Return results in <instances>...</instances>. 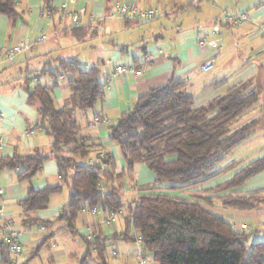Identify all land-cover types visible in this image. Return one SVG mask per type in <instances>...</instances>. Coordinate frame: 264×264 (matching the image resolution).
<instances>
[{"label":"crops","instance_id":"crops-1","mask_svg":"<svg viewBox=\"0 0 264 264\" xmlns=\"http://www.w3.org/2000/svg\"><path fill=\"white\" fill-rule=\"evenodd\" d=\"M69 1L53 0L55 10L48 15L43 0H16L20 15L14 22L0 13V46L25 39L33 40L31 47L14 61H0V76L3 77L0 84L4 85L0 87V111L4 114V119L0 120V134L6 139V145L0 149V157L13 154L15 148L20 154L51 152L52 139L37 124V107L27 102L24 78L31 73L28 75L30 83L52 86L55 79L48 74L38 75L44 66L52 67L56 58H76L87 68L98 65L100 78L106 84L101 102L92 109L77 110L74 115L80 134L95 146L87 158L89 164L100 163L104 153L110 152L115 159V173L126 170L119 146L109 139V126L116 123L121 114L129 111L139 97L152 88L167 84L171 78L185 82L186 91L194 96L196 106L205 105L235 88L245 92L257 90L259 103L250 108L238 124L258 118L259 125L254 133L258 131L264 138V31L259 29L264 24V0H74L70 9L83 8L85 11L78 26L73 24L70 17H62L56 10ZM122 1L136 2L142 8L158 7L164 14L148 22L113 17L111 14ZM227 13H246L248 19L234 26L227 23ZM169 25H175L172 29L176 28L177 31L168 32ZM215 26L220 28L216 35L212 33ZM202 33L207 34L209 39L217 40L220 49L201 48L198 40ZM42 35L47 38L39 40ZM208 59L213 60L214 66L204 72L201 65ZM115 64L140 65L143 74L116 73ZM42 77H49V80L42 82ZM66 78L67 75L58 77V85L53 89L57 106H63L70 95L69 80L66 82ZM252 109L254 111L249 113ZM99 115L106 116L108 121L91 125L90 122ZM237 154L236 160L230 162L240 163L238 168L212 179L205 188L221 183L247 163L263 156L264 144L258 150L246 145ZM108 169L109 166H104L105 171ZM0 172V187L4 190L0 196V208H3L0 223L7 218L20 220L18 224H22L23 247L33 250L49 234L43 249L50 246L49 249L54 251H50V262L53 263L47 264H55L59 255H66V249H87L84 235L88 230L101 231L106 237L114 236L107 241L106 259L110 264H138L141 243L133 238H122L127 230L126 206L121 208L110 226H104L100 217L91 210H83L77 222L76 235L64 228V223L56 221L55 218L69 201L70 178L60 198H56L57 193L51 196L52 207L49 205L46 209L33 211L21 208L19 201L26 197L29 190L61 182L55 158L45 162L37 175L28 180H18L19 169H3ZM155 178L154 172L145 164L137 163L134 172L131 175L125 173L120 183L106 179V188L119 183L121 201L126 205L142 193L139 185L153 183ZM260 188H264V171L231 191L247 193ZM15 202L18 207L13 204ZM222 213L238 231H243V224L249 226L245 230L249 234L246 241L249 250L256 242L264 240V207L232 209ZM25 219L52 220V223L43 227L35 223L24 224ZM133 233L131 230L130 235ZM61 241L64 245L60 244ZM32 251L25 254V264H45L37 261L40 254L37 258H31ZM70 254L74 256L77 253ZM147 255L150 263L156 264L152 255ZM95 261L98 264L97 258Z\"/></svg>","mask_w":264,"mask_h":264},{"label":"trees","instance_id":"trees-1","mask_svg":"<svg viewBox=\"0 0 264 264\" xmlns=\"http://www.w3.org/2000/svg\"><path fill=\"white\" fill-rule=\"evenodd\" d=\"M43 1L53 13V0ZM0 13L14 22L20 15L16 0H0ZM54 61L52 67L44 66L38 75L48 74L55 79L52 86L30 83L31 73L24 78L27 102L37 107V124L51 137V152L20 154L15 148L13 154L0 157V170L19 169V181L36 176L50 158L57 161L61 182L29 190L19 201L24 211L48 208L51 196L59 193L70 178L69 201L55 219L75 235L83 210L97 207L103 212L114 210L119 214L126 206L127 230L122 238L135 239L134 233L138 232L142 250L151 254L156 264H264V240L249 250L246 245L249 234L236 230L224 216L206 206L213 205L212 199L216 198L224 208L264 207V188L247 193L231 191L264 171V155L241 167L230 178L205 188L212 179L240 165L231 163L219 169L226 155L249 138L259 125L258 118L238 124L259 103L257 90L245 92L235 88L205 105L196 106L194 96L186 91L182 80L171 78L167 84L150 89L109 126V139L119 146L126 163V170L115 173V159L110 152L104 153L100 163L87 165L77 161L87 159L95 148L80 134L74 115L77 110L92 109L101 102L106 84L100 78L99 66L87 68L76 58ZM66 75L70 76V95L63 106H57L53 89L58 85L57 78ZM137 163L145 164L156 178L153 183L139 185L142 193L125 205L119 183L125 173L134 172ZM104 166L110 169L105 171ZM106 179L119 183L101 191L99 183ZM199 184L204 186L194 189L201 193L194 194L192 199L170 193L181 188L195 191L192 187ZM226 191L229 192L223 193ZM23 223L46 227L52 220L25 219ZM49 237V234L45 236L32 251L31 258L39 255ZM113 238L101 231L92 239L84 235L87 249L80 264L89 263L92 250L98 264H110L106 259L107 241ZM10 259L8 245L0 241V264H11Z\"/></svg>","mask_w":264,"mask_h":264},{"label":"built area","instance_id":"built-area-1","mask_svg":"<svg viewBox=\"0 0 264 264\" xmlns=\"http://www.w3.org/2000/svg\"><path fill=\"white\" fill-rule=\"evenodd\" d=\"M74 4V0H70L69 2L63 3L57 10V12L62 15V17H70L73 24L78 26L82 23V17L84 14L83 8H75L74 10L70 9V6ZM47 14L50 15L51 12L47 11ZM164 14V11L158 7H149L142 8L136 2L133 1H122L120 2L115 11L111 14L113 17H121V18H129L137 22H148L151 20H155L161 17ZM92 18V15L90 16ZM248 19V15L246 13L239 14H226V21L229 24L234 26L240 25L242 22ZM260 30L264 31V24L260 25ZM220 32L219 26H215L212 30L214 35ZM47 38L46 35H42L39 40H45ZM33 43L31 39H25L18 43H13L7 46H0V61H13L17 56L27 51ZM198 45L201 48H209L215 51L220 49V44L217 40L209 39L208 35L202 33L201 37L198 40ZM115 72L116 73H124L128 72L133 75L140 76L143 74V67H136L135 65H117L115 64ZM214 66V62L212 59H208L202 63L201 69L204 72L210 71ZM4 119L3 112L0 111V120ZM108 121L106 116H96L91 122V125H101ZM6 145L5 137L0 134V149ZM106 180H102L99 183V189L104 191L106 189ZM4 194L3 188L0 187V196ZM91 212L94 215H98L101 219V222L104 226H110L114 223V221L118 217L117 211L110 210L107 212H103L99 210V208L94 207ZM3 216V208H0V217ZM249 226L243 224L241 226V230H248ZM96 232L93 230H88L85 234L87 239H92L95 236ZM22 231L16 225L15 221L12 218L5 219L2 223H0V241H3L8 245L10 253H11V264H25L23 258V243L21 241ZM135 240L139 243L142 242V237L138 233L135 234ZM138 264H151L149 256L140 249L138 254Z\"/></svg>","mask_w":264,"mask_h":264},{"label":"rangeland","instance_id":"rangeland-1","mask_svg":"<svg viewBox=\"0 0 264 264\" xmlns=\"http://www.w3.org/2000/svg\"><path fill=\"white\" fill-rule=\"evenodd\" d=\"M156 23H158V22H156ZM172 27H176L175 25L174 26H172V25H169V31L168 32H176L177 31V29L176 28H174V29H172ZM84 62V61H83ZM83 64H85V63H83ZM1 78H3L2 76H0V79ZM44 79V80H43ZM70 79V76L69 75H67V78H66V82L68 81ZM3 80H5V79H3ZM42 82H44V81H47V80H49V77H42ZM2 86H4V85H1L0 84V87H2ZM254 110L252 109V110H250V112L249 113H251V112H253ZM248 113V114H249ZM264 138L260 135V133L257 131L256 133H254L251 137H249V138H247L242 144H240L238 147H236L231 153H229V154H227L226 155V157H225V160H224V164H222V165H220L219 166V169H223L225 166H227L229 163H232V162H230L231 160H233V159H235L236 160V157H237V153H238V151L242 148V147H244V146H249V148H255L256 150H258L259 149V147L262 145V144H264ZM258 152V151H257ZM250 153H252V152H250ZM245 159V158H244ZM247 159H249V158H247ZM246 159V160H247ZM238 160H241V159H237V161ZM77 161L79 162V163H81V164H87V165H89V163H88V159H84V158H78L77 159ZM234 163V162H233ZM237 163V162H236ZM12 170V169H11ZM2 173H3V171H1ZM0 172V173H1ZM223 175H221V177H222ZM220 177V178H221ZM217 178H219V177H217ZM211 182V181H210ZM210 182H209V184H210ZM66 186V185H65ZM200 186H204V185H196V186H193L192 188L194 189V188H198V187H200ZM195 190V189H194ZM65 191H66V187H64V190H63V192H59V193H57V194H55V195H57L56 196V198H60L61 196L60 195H62L61 193H65ZM200 191V190H199ZM122 192V191H121ZM170 193L171 194H174V195H179V196H183V197H186V198H194V194H198V193H201V192H198V191H193V190H191V188H181V189H178V190H171L170 191ZM207 194V192H203V194ZM126 198H129V197H126ZM213 201H212V203H214V204H217L218 206L217 207H215V205H210V204H206V206H208L209 208H211L215 213H217V214H220V215H222L223 213V211H225V210H232V209H230V208H224L222 205H221V203L216 199V198H213L212 199ZM51 201V200H50ZM15 206H17L18 207V203L17 202H15V203H13ZM49 205H50V203H49ZM53 205L51 204L50 205V207H52ZM49 207V206H48ZM15 221V223H16V225L19 227V229L20 230H23L22 229V224H18L19 223V221H17V220H14ZM35 225H38V224H35ZM20 226H21V228H20ZM36 228H37V226H36ZM45 234V233H44ZM85 234V233H84ZM137 234H138V232H137ZM134 236H135V233H134ZM78 239H80V238H78ZM63 240L64 241H66V239L65 238H63ZM48 244V243H47ZM60 244H62V245H64V243H63V241H61L60 242ZM66 244V243H65ZM142 246V245H141ZM49 248H51L50 246L49 247H46L45 249H43V247H42V249L40 250V257H38V259H37V261L39 262V261H42L43 263H45V264H47V263H53V262H50V258L52 257V253L50 252V251H54L53 249H49ZM33 249H31V248H29V247H27V246H24L23 247V260H25V254L26 255H28L29 253H30V251H32ZM67 250V253H66V255L65 256H61V255H59V257H57V259H56V261H55V264H80L81 262H82V257H83V255H84V252H85V250L86 249H66ZM79 250H81V251H79ZM72 252V254H76V255H71L70 253ZM92 256H91V258H90V261H89V264H96V261H95V252L92 250ZM36 257V258H37ZM138 261H139V259H138ZM138 261H137V263H138Z\"/></svg>","mask_w":264,"mask_h":264}]
</instances>
